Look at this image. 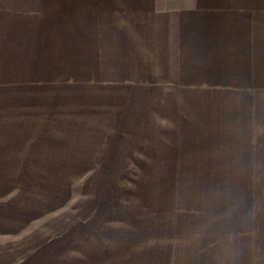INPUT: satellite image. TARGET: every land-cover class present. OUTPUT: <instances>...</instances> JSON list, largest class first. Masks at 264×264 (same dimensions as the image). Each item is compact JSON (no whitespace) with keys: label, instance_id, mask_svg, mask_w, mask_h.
<instances>
[{"label":"crops","instance_id":"obj_1","mask_svg":"<svg viewBox=\"0 0 264 264\" xmlns=\"http://www.w3.org/2000/svg\"><path fill=\"white\" fill-rule=\"evenodd\" d=\"M3 157L154 181L136 264H264V0H0Z\"/></svg>","mask_w":264,"mask_h":264},{"label":"rangeland","instance_id":"obj_2","mask_svg":"<svg viewBox=\"0 0 264 264\" xmlns=\"http://www.w3.org/2000/svg\"><path fill=\"white\" fill-rule=\"evenodd\" d=\"M4 158L2 248H30L33 264H136L133 253L142 252L147 258L158 235L154 181H108V174L91 175L90 166L39 164V158L9 165Z\"/></svg>","mask_w":264,"mask_h":264}]
</instances>
